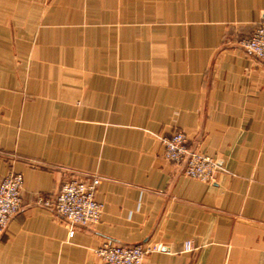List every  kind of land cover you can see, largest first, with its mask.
Masks as SVG:
<instances>
[{
  "label": "crops",
  "instance_id": "obj_1",
  "mask_svg": "<svg viewBox=\"0 0 264 264\" xmlns=\"http://www.w3.org/2000/svg\"><path fill=\"white\" fill-rule=\"evenodd\" d=\"M263 18L264 0H0V182L23 177L0 264H103L105 242L264 264V63L242 47ZM177 132L211 184L165 159ZM91 176L96 226L37 204Z\"/></svg>",
  "mask_w": 264,
  "mask_h": 264
},
{
  "label": "built area",
  "instance_id": "obj_2",
  "mask_svg": "<svg viewBox=\"0 0 264 264\" xmlns=\"http://www.w3.org/2000/svg\"><path fill=\"white\" fill-rule=\"evenodd\" d=\"M242 47L255 59L264 63V18L253 34L242 42ZM164 157L176 166L182 167L187 178L211 184L217 171L214 159L190 149L186 135L174 133L161 138ZM101 181L98 176L75 178L64 182L53 198L39 197L37 204L51 210L67 223L69 229H89L96 226L101 218L102 205L95 200V192ZM21 174H9L0 182V239L8 223L21 210ZM193 250L191 242L184 244V251ZM162 251L161 245L154 247L142 245H118L105 242L94 254L103 264H143L145 256L151 252Z\"/></svg>",
  "mask_w": 264,
  "mask_h": 264
},
{
  "label": "rangeland",
  "instance_id": "obj_3",
  "mask_svg": "<svg viewBox=\"0 0 264 264\" xmlns=\"http://www.w3.org/2000/svg\"><path fill=\"white\" fill-rule=\"evenodd\" d=\"M192 150V149H191ZM194 151V150H193Z\"/></svg>",
  "mask_w": 264,
  "mask_h": 264
}]
</instances>
